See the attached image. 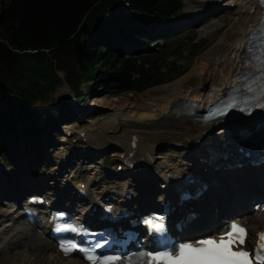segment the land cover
Segmentation results:
<instances>
[{
	"label": "trees",
	"instance_id": "16d2710c",
	"mask_svg": "<svg viewBox=\"0 0 264 264\" xmlns=\"http://www.w3.org/2000/svg\"><path fill=\"white\" fill-rule=\"evenodd\" d=\"M119 2L0 0V120L10 124L16 113L14 109L20 111L17 114L22 120L28 119V106L35 100L32 93L35 90L40 94L46 92L43 85H34V78L48 81L55 77V62L68 70V80L77 92L82 78H102L104 69L114 72L112 79L116 84L120 81L127 89H138L141 84L136 87L130 75L131 61L119 69L110 68L112 62L108 57L97 59L93 51L84 55L79 43L81 36L89 37L104 28L110 15L109 7H119ZM168 2L170 0H132V11L146 19L159 13L160 17H165L175 11L167 6ZM46 50L48 54L44 53ZM136 67L137 73L145 75L144 67ZM70 71L76 73L71 75Z\"/></svg>",
	"mask_w": 264,
	"mask_h": 264
},
{
	"label": "bare ground",
	"instance_id": "6f19581e",
	"mask_svg": "<svg viewBox=\"0 0 264 264\" xmlns=\"http://www.w3.org/2000/svg\"><path fill=\"white\" fill-rule=\"evenodd\" d=\"M236 5H240V7L238 11H234L232 13L234 15L232 17V23H230L227 27V29L230 30V34L233 39H231V42L226 43V39L228 37V35H226V39L222 46L223 34H221V37H219L218 40L220 48L217 50V57L215 59L216 65H214L211 70H209V68L213 63L212 59H205L206 61L204 64L201 63V65H198L195 63L192 68L177 81L165 85L166 93L163 96L150 100L148 103H142L143 101L141 102L142 104L137 103L138 105H135L136 107H128V104L127 106L117 105L115 106L116 108L113 107V113L115 115L113 114L114 117L112 118V122L114 125L109 126V129L110 132H114L115 138L122 141L119 144L120 149L122 150L120 156L128 159V161L141 158L142 155L140 154V151L147 144L142 139L143 136L148 139H155L156 142H168L176 145H179L184 138L193 139L195 141V145L184 148L187 158L171 165H162L160 163L152 165L155 167L162 179H166V181L169 182V178L166 177V173L174 172L178 167H184L185 169H188L189 167L191 169L194 167L196 168L197 159L201 155L207 154V148L218 146L222 139H224L227 135H231L230 132L235 129L234 127L227 129L226 126H224L217 132L212 133L217 126L216 122L208 125H202L191 122L184 115L170 118H166V115L169 113L172 103H174V106H180L182 101L188 98L201 100L202 106H209L212 101L216 100L223 93L225 87H232L234 85L236 76L245 68L246 61L241 60L240 55L244 49V40L255 26L254 23L260 17V9L258 6H255L254 0H238ZM205 8L215 9L216 6L215 8ZM251 9H254V13L252 15L243 14L244 10ZM217 13V15L214 14L211 17L207 16L203 24L211 20L214 22L219 21L221 15L219 12ZM198 14L200 13L198 12ZM203 16L197 18L196 22L203 20ZM215 32L216 31H213V33ZM218 32H221V29L218 30ZM208 52L209 50L205 53V55L208 54ZM206 74H208V80H204V75ZM195 78H199L197 85L188 86L190 81ZM164 80H167V78ZM207 82H209L208 85H203ZM106 123L109 122L107 120L101 122L103 125ZM203 127L208 128L209 133L207 135L200 133V130ZM214 134H217L219 139L213 136ZM135 135L139 136L138 141H136L137 138ZM100 141L102 143H100L98 148L101 149L104 145L110 142L105 136H103V140L101 137ZM224 149L225 148L223 147L222 151H224ZM205 163L206 160L204 159L203 164ZM44 247L48 250V246H39L40 251L38 254L41 260L39 263L58 264L59 262L52 260L53 255H51L49 259L45 258V252L43 251ZM28 264H32V262L28 261Z\"/></svg>",
	"mask_w": 264,
	"mask_h": 264
},
{
	"label": "snow or ice",
	"instance_id": "6c2138e0",
	"mask_svg": "<svg viewBox=\"0 0 264 264\" xmlns=\"http://www.w3.org/2000/svg\"><path fill=\"white\" fill-rule=\"evenodd\" d=\"M248 67L254 70L255 79H246H253L255 88L248 87L247 91L258 100H264V44L259 46L256 55L250 56ZM260 106L264 107V104ZM245 110L251 111V108ZM145 223L151 229L164 232L163 217L150 216ZM247 236V228L233 220L220 228L215 236L205 234L198 240L178 243L162 238L163 242L154 245L151 250L141 249L126 255L115 250L104 255L92 251L87 258L92 264H264V231L257 234L258 239L252 249L240 247L245 244ZM103 243L101 241L96 247H101ZM73 244L76 248L82 247L75 242Z\"/></svg>",
	"mask_w": 264,
	"mask_h": 264
},
{
	"label": "rangeland",
	"instance_id": "374dc122",
	"mask_svg": "<svg viewBox=\"0 0 264 264\" xmlns=\"http://www.w3.org/2000/svg\"><path fill=\"white\" fill-rule=\"evenodd\" d=\"M184 3L186 5L185 10H184V11H186L185 14H191V13L195 12V11H188L189 7L196 4L195 0H184ZM198 11H200V10H198ZM217 14L218 13H216V15ZM206 17L207 16L204 15L203 20H200L197 23H200V22L204 23V20ZM230 22H231V16L228 15L226 17L225 21H221V22L212 21V22L208 23L207 25H204L203 28H200V30L198 31V35H199V39H202V40H201V43L198 44L199 45L198 51L195 48L193 50H189V48H193L192 47L193 45L190 44L187 46V45H185V43H183V41H181V39L172 41L171 44H172L173 50L177 51V53H178L176 55V57H178V58L182 57V61L179 62V68L181 67L182 71H179L178 74L173 76L174 81L171 80L170 82H167V83L171 84V83L177 81L185 73H187L195 63H197L198 65H201V63L204 64L206 61L205 59H208V58L212 59L213 63L210 66V67H212L214 65V58L217 56V50L220 48L219 47L220 44L218 41L219 37H221L222 32H225V30H226V27H224V26L227 25L228 23L230 24ZM221 24H224V25L222 26ZM229 24H228V26H229ZM223 27H224V29H223ZM220 29H221V32H218V30H220ZM213 31H216V32L213 33ZM228 33H230V32H228ZM208 50H209L208 54L205 55V53ZM149 55H153L152 56L153 59L156 58L154 51H152ZM162 64H163V68H167L168 66L172 69L177 68V67L171 65L172 64L171 62L165 63V61H163ZM211 69L209 68V70H211ZM163 70L166 71L167 69H163ZM162 73H164V75H165V72H162ZM61 75L64 76V73H61ZM98 81L99 80L95 79V80L91 81L90 83L93 84V83H97ZM104 81L109 83V78L105 79ZM110 81L113 82V79H110ZM197 82H198V80H197V78H195V79L190 81L188 86H196L197 84H195V83H197ZM167 83H165V84H167ZM165 84L149 88V89H147L141 93L133 92V91H130L131 93L130 92L119 93L118 90H116V89H108V88L105 89L103 86H99V89L97 91H95L94 93H92L90 98L92 99V102L95 106H97V107L100 106L99 107L100 109L102 107H104L106 109L105 112H107V113L109 112V114H110V112H112L114 109L113 107H115L117 105L127 106V104H128V107L129 106L130 107H136L138 105L137 103H139V104H142L145 102L148 103L150 100H154L155 98H159V97L163 96L166 93ZM191 84H195V85H191ZM82 88L85 89V83H83ZM56 94L58 95L59 92H56ZM156 94H161V95L155 96ZM141 100H143V102ZM130 104H132L133 106ZM217 139H219V138L217 137ZM61 145H62L61 143H57V146H61ZM170 146L173 147V145H170ZM196 154H198V153H196ZM194 157H196V156H194ZM184 158H187V156L185 155Z\"/></svg>",
	"mask_w": 264,
	"mask_h": 264
}]
</instances>
